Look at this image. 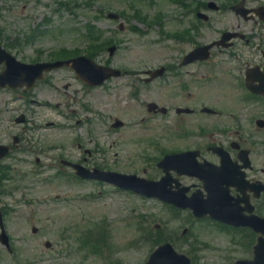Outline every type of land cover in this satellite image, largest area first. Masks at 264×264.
Instances as JSON below:
<instances>
[{"label":"rangeland","instance_id":"obj_1","mask_svg":"<svg viewBox=\"0 0 264 264\" xmlns=\"http://www.w3.org/2000/svg\"><path fill=\"white\" fill-rule=\"evenodd\" d=\"M76 1L79 6L73 12L79 17L73 18L70 10H63L59 18L51 13L57 26L64 31L62 35L56 33L54 36L46 35L37 39L36 46L40 45L45 49H70L78 46L82 50L85 40L74 33L65 32H69L71 23L82 27L88 18L95 16V12L99 14V9L103 7L109 11L120 9L128 13L127 15L147 18L151 22L159 19L158 23L165 25L168 30L171 26L174 30L179 29L167 17L173 5L166 0H154L150 3H138L135 0H93L96 9L91 13L83 10L82 4L86 0ZM27 4V11L31 12L29 17H23L20 7H17L16 13L10 15L9 22L4 24L18 35L27 32L26 29L32 28L35 22L39 23L34 20L44 13L37 1L29 0ZM143 21L145 20L137 22ZM95 22L103 29L101 19ZM247 25L244 24L240 29ZM224 26L231 28L229 17H212L204 29L202 41L214 39ZM143 28L144 26L139 29ZM108 32L115 38L122 36L114 35L112 29H108ZM123 37L129 41L122 43L113 62L135 68L129 64L130 61L155 59L152 53L154 48L148 47L149 41L154 39L152 34L138 37L127 32ZM31 49L32 46L29 45L25 48V53H30ZM71 75L72 73L65 70L56 73V86L49 91H40V95L44 94L42 101L50 107H37L36 110L32 109L35 113L29 112L33 121L27 126L29 131L26 139L39 152H15L9 160L13 163V168L17 169L16 175L27 176L24 179L14 177L13 181L5 182V189L16 188L13 195L0 199L2 207L11 210L4 218V226L14 254L9 256L0 246V264H31L35 259L44 260L45 264H142L150 253V243L160 237L171 238L174 250L187 255L192 264H233L235 259L245 258L243 250L233 244V232L222 231L207 224H188L186 214L173 213L157 201L117 193L112 188L92 182H78L68 168L63 166L62 171L59 170L61 161L79 160L84 161L82 165L86 167L104 164L121 172L136 173L141 166H146L139 162L138 156L145 149V143L153 140L156 133L144 132L140 128L144 125H138L144 112L138 110L134 101L125 99L122 95H119L120 100L117 101L114 99L115 95L109 96L100 91H94L86 97L78 94V101L87 104L90 111L78 107L76 99L65 96L62 88L63 97L58 98L53 91L59 86L69 85L73 98L74 91L81 89L70 78ZM215 89L219 88L210 89L206 85L205 91ZM55 101H61L62 107L54 109L52 106ZM108 114L126 121L127 127L120 130L108 128ZM7 116L9 115L2 117L1 113L0 120ZM12 119L10 123L1 125V143L10 142L11 135H23L22 127L16 126ZM85 120L89 121L85 123ZM50 121L55 126L46 128ZM77 122L80 123L76 124ZM78 126H81L79 130L76 129ZM166 141L167 138L163 142ZM88 151L95 153L89 156L86 153ZM37 158L40 164L34 163ZM150 174L153 175V172ZM93 225L100 230L95 232L98 235H94V241L92 234L87 235V240L94 245L92 251L85 244V239L86 231ZM32 226L38 229L36 234L31 233ZM99 236L104 237L107 242L102 248L95 242ZM46 242L50 243L49 248L45 247ZM98 249L102 250L105 258L99 257ZM85 250L92 254L89 255Z\"/></svg>","mask_w":264,"mask_h":264},{"label":"flooded vegetation","instance_id":"obj_2","mask_svg":"<svg viewBox=\"0 0 264 264\" xmlns=\"http://www.w3.org/2000/svg\"><path fill=\"white\" fill-rule=\"evenodd\" d=\"M218 52L221 51L218 50ZM262 52L264 53L263 49ZM195 65H200V63ZM181 70L183 74L188 73L187 70ZM235 81L233 79V82ZM251 86L255 87L256 83ZM207 95L215 97L214 100L217 101L222 93L204 95L202 93L178 92L171 93L168 97L170 105L174 107L172 111L178 108L176 105L189 106L194 111L185 117L191 118V124L187 125L185 131V151L198 152V162L205 161L216 164L219 162V157L211 149H223L233 161V169L237 171L235 178L240 191L233 187V191H231L233 197H239L243 201L240 203V207L243 209L252 208L254 214L264 217V129L256 125L257 120H264L263 100L251 92H233L230 95L232 97L230 104H233V125L230 121L225 120L221 121L224 122L223 124L209 126L214 127V131L205 132L201 128L206 126L198 124L196 108L200 105L198 97ZM238 102L244 109V118L240 121L237 119V109L235 108ZM261 106L263 111H259ZM218 115L219 111H216L213 118ZM243 121L246 125L243 124ZM184 180L191 189H198L199 184L195 179L184 178Z\"/></svg>","mask_w":264,"mask_h":264},{"label":"water","instance_id":"obj_3","mask_svg":"<svg viewBox=\"0 0 264 264\" xmlns=\"http://www.w3.org/2000/svg\"><path fill=\"white\" fill-rule=\"evenodd\" d=\"M119 180L129 182V181H132L133 179L129 178V179L125 180L124 177H120ZM117 184L120 185L121 183L117 182ZM123 187L136 189L133 186H129V185H125ZM159 197H163V196H159ZM255 229L258 230L256 227H255ZM181 260L184 264H188L185 259L181 258ZM149 264H154V261H151ZM241 264H264V246H262L260 244L258 246H256V248H255V259L252 262L241 263Z\"/></svg>","mask_w":264,"mask_h":264}]
</instances>
